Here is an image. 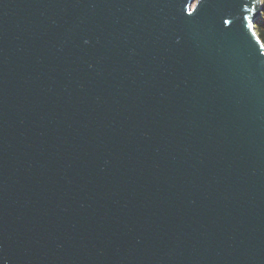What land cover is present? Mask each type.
<instances>
[{
  "label": "water",
  "instance_id": "1",
  "mask_svg": "<svg viewBox=\"0 0 264 264\" xmlns=\"http://www.w3.org/2000/svg\"><path fill=\"white\" fill-rule=\"evenodd\" d=\"M263 9L0 0V264H264Z\"/></svg>",
  "mask_w": 264,
  "mask_h": 264
},
{
  "label": "trees",
  "instance_id": "2",
  "mask_svg": "<svg viewBox=\"0 0 264 264\" xmlns=\"http://www.w3.org/2000/svg\"><path fill=\"white\" fill-rule=\"evenodd\" d=\"M263 8H264V0H263ZM255 28L260 38L264 42V9H263V13L260 15V17L255 23Z\"/></svg>",
  "mask_w": 264,
  "mask_h": 264
},
{
  "label": "snow or ice",
  "instance_id": "3",
  "mask_svg": "<svg viewBox=\"0 0 264 264\" xmlns=\"http://www.w3.org/2000/svg\"><path fill=\"white\" fill-rule=\"evenodd\" d=\"M225 23H229V21H225Z\"/></svg>",
  "mask_w": 264,
  "mask_h": 264
},
{
  "label": "rangeland",
  "instance_id": "4",
  "mask_svg": "<svg viewBox=\"0 0 264 264\" xmlns=\"http://www.w3.org/2000/svg\"><path fill=\"white\" fill-rule=\"evenodd\" d=\"M263 13V12H262Z\"/></svg>",
  "mask_w": 264,
  "mask_h": 264
}]
</instances>
